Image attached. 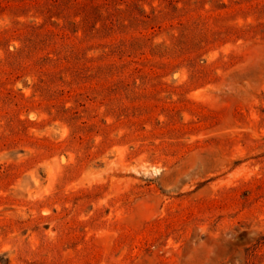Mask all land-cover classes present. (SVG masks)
<instances>
[{
	"label": "rangeland",
	"instance_id": "374dc122",
	"mask_svg": "<svg viewBox=\"0 0 264 264\" xmlns=\"http://www.w3.org/2000/svg\"><path fill=\"white\" fill-rule=\"evenodd\" d=\"M0 264H264V0H0Z\"/></svg>",
	"mask_w": 264,
	"mask_h": 264
}]
</instances>
